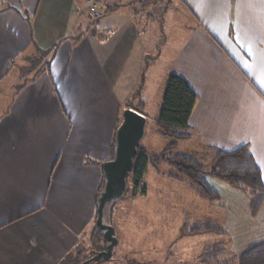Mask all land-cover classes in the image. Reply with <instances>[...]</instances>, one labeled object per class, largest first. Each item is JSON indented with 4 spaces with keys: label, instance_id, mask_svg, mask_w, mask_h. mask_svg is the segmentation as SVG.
<instances>
[{
    "label": "crops",
    "instance_id": "0c3cea01",
    "mask_svg": "<svg viewBox=\"0 0 264 264\" xmlns=\"http://www.w3.org/2000/svg\"><path fill=\"white\" fill-rule=\"evenodd\" d=\"M84 1L0 0V264H60L83 248L123 110L140 111L128 102L152 49L139 20L160 0H102L96 22ZM184 1L199 25L169 71L198 94L188 140L247 145L264 182V0ZM41 51L49 70L19 67L7 83L19 56ZM206 180L222 202L203 221L253 234L243 251L264 242V202L253 213L246 193Z\"/></svg>",
    "mask_w": 264,
    "mask_h": 264
},
{
    "label": "rangeland",
    "instance_id": "374dc122",
    "mask_svg": "<svg viewBox=\"0 0 264 264\" xmlns=\"http://www.w3.org/2000/svg\"><path fill=\"white\" fill-rule=\"evenodd\" d=\"M143 11L147 15L139 20V30L152 53L149 51L144 56L143 70L130 99L133 98L131 104L135 107L141 102L142 105L137 108L139 112H145L141 113L148 120L143 147L148 152L160 154L170 142L169 138L159 132L157 125L171 75L169 70L175 61V55L185 45L186 36L191 35V27L197 29L199 23L189 12L184 0H160L158 9L152 11L151 15H148V8ZM105 18L107 17L102 19ZM36 56L37 58L32 55L28 57L27 54L19 56L11 66L14 73L9 74L7 83L12 82L19 67H26L25 70L31 68L26 77H34L40 63L34 69L29 58L41 59L40 54ZM49 58L45 57V64L40 69L47 68ZM7 92L6 86L1 89V98L6 99ZM199 150V143L193 139L180 142L174 152L187 154ZM202 162L209 164L207 160ZM170 171L172 168L168 163L151 160L143 180L147 193L136 195L130 174L128 191L114 203L111 213L118 238L113 260H102L95 264H203L202 253L208 246L223 243L230 255H239L252 242L255 237L253 234L241 235L236 233L234 227L226 235L181 236L180 229L186 221L195 223L208 220L206 207H211V203L197 197L187 184L168 178ZM220 211L224 214L223 210ZM95 228L96 224L93 229ZM82 245L87 251L91 249L100 252L105 247V241L95 244L90 236L84 239Z\"/></svg>",
    "mask_w": 264,
    "mask_h": 264
},
{
    "label": "trees",
    "instance_id": "16d2710c",
    "mask_svg": "<svg viewBox=\"0 0 264 264\" xmlns=\"http://www.w3.org/2000/svg\"><path fill=\"white\" fill-rule=\"evenodd\" d=\"M103 15L105 14L91 15L92 21L96 22ZM49 52L41 51V59L34 60L37 56L29 58L34 69H37L35 67L39 63L40 66L45 64L44 60L49 55ZM40 66L36 70V74H39ZM49 67L48 64L45 69L49 70ZM25 68H22V72L27 75L31 68L30 70H25ZM132 99L129 100V105L132 103ZM197 101L198 94L194 87L184 77L172 73L168 79L160 115L157 119L159 132L169 138L170 142L160 154L148 153L145 148L139 152L131 173L134 183V194L147 193V187L143 186V180L150 162L151 160H161L168 163L172 168V171L167 174L168 178L187 184L190 190L200 199L214 204L222 202L220 193L212 188L206 180V177L212 176L246 193L251 198V210L256 213L264 202V182L261 168L247 145L233 150L206 146L198 152L175 154L174 151L178 148L179 143L191 137L189 133L191 129L190 120ZM138 103L136 107L142 105L141 102ZM114 144L115 138L112 144V153ZM203 160L209 161V164H205L202 162ZM103 184L104 178L102 177L100 191L103 188ZM203 234L226 235L227 231L212 221L190 223L189 220L180 229L181 236ZM91 237L95 244H99L103 240L97 227ZM106 245L107 243L105 242V247L103 248H106ZM95 253L96 251L91 249L87 251L85 248H77L74 252L69 253L60 264H82L83 261ZM202 262L203 264H264V242L249 246L239 255H230L228 250L223 247V243L208 246L202 253Z\"/></svg>",
    "mask_w": 264,
    "mask_h": 264
},
{
    "label": "water",
    "instance_id": "95a60500",
    "mask_svg": "<svg viewBox=\"0 0 264 264\" xmlns=\"http://www.w3.org/2000/svg\"><path fill=\"white\" fill-rule=\"evenodd\" d=\"M147 122V117L137 109L126 107L123 110L115 133L113 156L101 163L104 184L97 199L96 227L107 243L106 249L96 252L82 264L113 258L118 238L111 221L112 208L128 191V177L134 169L139 152L144 148L142 141L146 135Z\"/></svg>",
    "mask_w": 264,
    "mask_h": 264
},
{
    "label": "built area",
    "instance_id": "2783aa9c",
    "mask_svg": "<svg viewBox=\"0 0 264 264\" xmlns=\"http://www.w3.org/2000/svg\"><path fill=\"white\" fill-rule=\"evenodd\" d=\"M102 0H85L84 4L91 15H98Z\"/></svg>",
    "mask_w": 264,
    "mask_h": 264
},
{
    "label": "flooded vegetation",
    "instance_id": "af4514ba",
    "mask_svg": "<svg viewBox=\"0 0 264 264\" xmlns=\"http://www.w3.org/2000/svg\"><path fill=\"white\" fill-rule=\"evenodd\" d=\"M105 249H106V248H103L102 250H105ZM93 255H94V254H93ZM93 255H92V256H93Z\"/></svg>",
    "mask_w": 264,
    "mask_h": 264
}]
</instances>
